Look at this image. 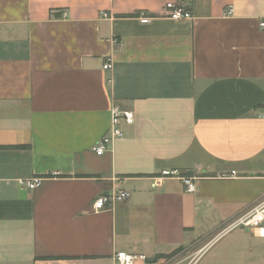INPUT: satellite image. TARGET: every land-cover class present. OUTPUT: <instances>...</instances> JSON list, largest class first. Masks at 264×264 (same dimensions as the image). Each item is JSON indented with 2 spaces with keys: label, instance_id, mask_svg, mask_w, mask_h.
Here are the masks:
<instances>
[{
  "label": "crops",
  "instance_id": "0c3cea01",
  "mask_svg": "<svg viewBox=\"0 0 264 264\" xmlns=\"http://www.w3.org/2000/svg\"><path fill=\"white\" fill-rule=\"evenodd\" d=\"M262 20L264 0H0V264H264L263 237L221 234L264 199ZM115 105L135 120L98 155Z\"/></svg>",
  "mask_w": 264,
  "mask_h": 264
},
{
  "label": "built area",
  "instance_id": "2783aa9c",
  "mask_svg": "<svg viewBox=\"0 0 264 264\" xmlns=\"http://www.w3.org/2000/svg\"><path fill=\"white\" fill-rule=\"evenodd\" d=\"M233 11V7L230 6L227 9V13L230 14ZM164 14L172 19H192L193 13L190 9L180 3L168 2L164 6ZM107 14L104 13V17ZM140 21L142 23H148L152 20V16L145 12L139 14ZM261 26L264 27V20L261 21ZM112 61H107L104 64V69L112 68ZM135 120V113L133 110L124 109L119 105H115L112 109L110 127L105 135L94 146V151L98 155L104 154L110 149L113 143L123 137V124H132ZM237 176L236 171L225 173L220 175V178L232 179ZM177 177L179 178L185 187L187 192L193 193L197 191V181L199 176L192 174H183L178 170H162L160 174L155 178L156 184L160 183L163 179ZM20 183L30 190L40 187L43 183V178L36 176L31 179L21 180ZM130 197V191L120 189L115 192H108L100 194L93 202V208L95 211H102L113 206L118 202H123ZM236 228H242L251 230L256 233L257 236L264 238V199L253 206L248 212L238 216L234 220L230 221L223 229L221 234L230 232ZM140 258L146 260L144 255H133L126 252H118L116 259L118 264H135V261Z\"/></svg>",
  "mask_w": 264,
  "mask_h": 264
}]
</instances>
